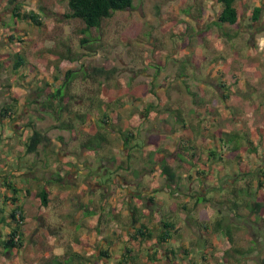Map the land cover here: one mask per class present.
<instances>
[{"label":"rangeland","instance_id":"374dc122","mask_svg":"<svg viewBox=\"0 0 264 264\" xmlns=\"http://www.w3.org/2000/svg\"><path fill=\"white\" fill-rule=\"evenodd\" d=\"M22 1L20 12H34L39 24L11 17L12 4L0 0V106L11 99L14 103L12 116L0 120V183L14 182L24 216L22 246L16 250L0 248V264H55L54 260L115 264L126 237L128 203L136 207L148 228L157 224L153 213L172 219L175 225L168 243L172 252L158 247L150 260L145 256L149 244L138 250L139 263L216 264L223 257V247H227L220 231L214 230V220L218 219L222 228L230 229L232 247L242 251L225 258L229 264H264V214H250L243 205L234 214L224 202L227 198L250 201L248 189L254 190L253 177L244 176L250 180L246 189V183L238 179L242 173L235 176L228 171L222 177V171L216 168L206 179L192 173L190 176L189 168L176 158L177 141L185 136L181 121L173 116L179 109L185 119L184 131L190 136L199 115L191 110L192 98L187 90L195 93V101L200 96L209 104L218 96L211 86L215 80L235 68L243 74L250 72L245 69L249 66L239 60L234 64L232 59L234 55L243 57L251 46L247 31L238 28L253 22L259 32L264 30V6L257 21L251 22L249 14L257 0H236L238 18L235 24H228L216 22L219 5L215 0H132L130 7L113 12L98 27L82 32L80 19L64 16L68 11L66 0ZM234 27L236 30H232ZM80 37L91 40L80 43ZM89 44L93 51L88 49ZM15 52L24 62L13 69ZM106 61L113 72H93ZM256 61L263 67L256 63L255 70L264 76V56ZM66 69L76 70V74L68 83L72 95L69 113L64 112L62 118L69 119L74 131L59 126L60 119L41 105L43 96L36 92L44 81L58 85ZM150 89L161 97V105L171 108L169 113L150 111L144 116V107L152 97ZM217 98L222 103L221 97ZM248 100L256 106L264 104L254 95ZM103 110L109 112L105 113L109 119L102 132L108 143L86 150L80 142L94 131L92 124L98 122ZM111 110L117 111L114 122ZM81 111L88 114L83 123L73 115ZM242 119L247 127L250 119ZM203 120L201 116L199 124ZM31 125L47 140L35 152L21 156L22 142ZM118 130H131L134 140L124 145ZM154 139L161 151L148 160ZM3 148L5 153L1 152ZM162 157L177 174L169 191L159 173ZM259 162L264 166V155ZM43 180L48 181L47 203L40 206L35 193ZM240 186L244 191L235 197L231 189ZM150 187L160 188L151 192L155 201L146 199ZM1 193L7 194L0 186ZM260 193L264 189L254 195ZM200 195L208 200L194 204L192 199ZM9 207L4 206V212ZM201 218L206 230L198 225ZM7 230L0 222V238ZM130 245L141 246L136 242ZM105 249L110 252L108 258L98 254Z\"/></svg>","mask_w":264,"mask_h":264},{"label":"trees","instance_id":"16d2710c","mask_svg":"<svg viewBox=\"0 0 264 264\" xmlns=\"http://www.w3.org/2000/svg\"><path fill=\"white\" fill-rule=\"evenodd\" d=\"M216 3L219 5V10L216 15V22L217 23H228V24H234L237 21L238 12L237 9L234 6L235 0H215ZM9 4H12L10 16L12 17H18L27 19L32 24H39L37 15L32 12L28 11L25 12L24 10L20 12V7L22 5V0H7ZM132 0H66V7L67 12L64 13V16L66 18H78L82 21L84 24V30L82 32H85L88 28L91 27H98L100 24V21L104 18L110 17L113 12L118 10H124L131 6ZM260 6H254L251 9L250 13V20L257 21L258 15L260 13ZM9 38H12L11 34H8ZM18 39V38H17ZM91 39H87L86 37H80L79 42L84 43L88 42ZM88 49L90 51H93L92 45H88ZM14 62L12 63V68L16 69L20 65L23 64V58L20 57L18 52L14 53ZM3 63H5L3 61ZM93 72L96 74H108L113 72L114 68L110 67L108 65V62L106 61L102 66L94 67ZM76 74V70L73 69H66L63 73V77L61 79V82L53 86L51 83L43 82V86L37 87L36 92L37 95H42L41 105L47 106L51 113L56 114L57 120H59V126L68 129L69 131H74V127L72 126L71 122H69V119H63V113L66 114L69 113L68 108V101L72 99V95L68 92V83L69 81L74 77ZM55 78V77H54ZM41 92V93H40ZM188 94L191 96L193 102H195V93L187 90ZM150 95L155 97V101L148 103L144 107L145 114L144 116L147 117L148 113L150 111H157L166 113L170 112V108L167 106L161 105V98L157 95H155V92L150 89L149 90ZM13 99H11L10 102L5 103L0 106V120L3 121L5 117H11L12 112L14 109V103L12 102ZM160 101V102H159ZM54 102V103H52ZM111 117L112 122L117 118L116 110H111ZM178 112V111H177ZM105 113H109L108 111L103 110L101 111L99 115V119L97 123L92 124L93 127H95L94 131L91 133H87L86 136H84V140L80 142V146L86 150H95L99 148L100 146L104 145V143H108V140L103 137L102 132L105 130V127L103 124H108L107 119H109ZM73 115L75 118H77L80 122H86L88 119V114L81 112H74ZM176 121H181L180 128L185 130L184 128V120L183 117H181L180 113H175L173 115ZM145 120V119H140ZM139 122V120H138ZM138 123L135 127H137ZM133 127V128H135ZM118 134L122 138V143L124 145H127L129 143L130 139L135 138V134H133L130 131L122 132L121 130H118ZM225 136L228 134L224 132ZM179 138H182L181 136ZM47 140V137L40 131L36 130L34 126L31 125V131L26 136L25 140L22 142V153L21 156H24L28 153L35 152L36 148L39 144L45 142ZM103 143V144H102ZM189 142L188 140L184 138L178 140V150L176 153L177 161H179L181 164H187L189 169H192L195 173L200 174L201 176H204V170L195 168L198 166V164H202L201 166L204 167L206 163L210 160H213L214 158L221 160L222 154L217 153L215 150L207 149L206 153H201L196 149V147L192 144L188 146ZM134 146V145H133ZM135 147V146H134ZM236 147H234L235 150ZM160 148L158 147V144L156 143V140L153 141V147L148 152L150 157H148V160L151 159L153 155H157L160 153ZM253 151L255 149L253 148ZM2 153L6 152V149L3 148ZM153 152V153H152ZM23 154V155H22ZM19 155V156H20ZM20 156V157H21ZM238 158V157H236ZM168 159L166 157H162V159L159 162L160 169L159 173L162 175L165 179L164 183L166 186H169L173 181L175 180V173L173 168L168 164ZM177 166H180L178 163ZM118 168H121V166L118 165ZM126 169V167H124ZM123 168V169H124ZM253 177L254 179V190H249V194L252 197L250 201H243L240 203V201L233 199H225V203L227 205V208L230 210V212L235 214V211L240 205H243L247 208L248 212L250 214H253L255 216H262L264 214V193H260L258 197L254 195L255 192L258 190L264 189V168H258L257 170H254L253 172L246 173ZM3 176V175H2ZM246 176V175H245ZM58 179V177H57ZM56 179V180H57ZM240 180H243L246 183L245 188L247 189L250 185V180H246L244 177H240ZM237 179H235L234 182H236ZM47 180H43L42 184L40 185L39 189L35 193V196L37 197L40 206H45L47 203L46 196L48 194V190L45 188V185L47 184ZM0 186L2 190H6L7 194L1 193L0 194V222L5 225L8 230L3 235V238H0V248L2 250H16L19 249L22 246V232L23 229L21 228L22 222L24 220L23 211L21 209V206L17 203L18 198L16 196L17 191L19 190L14 182L9 181H2L0 183ZM233 188V187H232ZM241 186L237 189H231V194H233L235 197L238 196L239 191L243 190ZM27 192V190L25 189ZM244 191V190H243ZM148 197V196H147ZM136 200L139 201L140 197L136 196ZM149 201H153L151 197L149 196L147 198ZM208 200L207 197L200 195L196 197L194 204L200 201H206ZM9 205L7 212H4V206ZM186 203L181 205V208H184ZM128 212H129V222L127 223L128 227L126 229V237L127 241H132L139 239L141 243H145L148 240H152V243L150 246H152L154 249L151 253H149L148 249L146 248V257L148 259L154 258L155 254L157 253L156 247H161L163 245L168 244L170 238H171V231L175 230L174 221L172 219H166L165 217H154L155 221H158L157 226L148 228L145 226L142 222H140V217L137 213L136 207L130 203L127 204ZM86 213H92L91 211H86ZM115 215L113 214V218ZM137 224V225H136ZM198 225L201 227V229L206 230V224L203 218H201L200 221H198ZM214 230L220 231V233L223 235L224 242L227 243V247H223V257L219 260L216 264H229L225 258L231 257L234 254H242V251L232 247V235L231 231L228 228H222L220 221L218 219L214 220ZM153 232L155 235H153ZM226 246V245H225ZM172 252V247H168V245L165 247ZM98 254L102 257L108 258L110 256V252L108 250H99ZM99 256V257H100ZM138 255H132V247L129 246H121L120 252L118 254V257L116 259L115 264H142L138 262ZM55 264H65L66 260L60 261V260H54Z\"/></svg>","mask_w":264,"mask_h":264},{"label":"crops","instance_id":"0c3cea01","mask_svg":"<svg viewBox=\"0 0 264 264\" xmlns=\"http://www.w3.org/2000/svg\"><path fill=\"white\" fill-rule=\"evenodd\" d=\"M235 2L236 0L234 1V6ZM254 6H264V0L255 1L253 3V7ZM250 21L252 22V20ZM253 24V22L246 24L244 23L238 28L241 31H247L246 35L249 37L248 39L251 40L250 44L252 47L250 46V48L245 51L243 57H236V55H234V57L232 58L235 59L234 64L241 62L249 66L245 67V69L250 70V72H248L247 74H243L235 70V68L229 73H224L223 78L221 77L220 79L221 81L215 80L213 82V84L211 85L212 89L215 93H217V97H221L222 103L215 96V99H212L208 104L207 102H204V99L202 97L199 96L200 94L197 95L199 96L198 100L193 102V100L191 99L192 102L190 101V106L192 108L191 110H194L196 112V115H199V118L201 116H204V120L199 124V118L198 120L195 119L196 126H193V132L188 130L191 132L190 136H188L187 133H185V131L183 130L184 136L186 137L188 142L194 145L196 149L201 153H206L207 149H212L217 153L222 154L221 160L214 158L211 161L209 160L204 167L201 166L202 164H198V166L195 167L198 169L202 168L204 170V176H201L200 174L195 173L192 169H189L190 173L188 174L190 175L192 173L199 175V179H201L202 177L206 179V177H208L207 174L211 172L213 173L216 168L222 171L220 173L222 177L229 172H233L235 176L242 173V175L239 176L238 179H240V177H244L245 175H249L246 173L253 172L258 168H264V166H262V163L259 162V159L264 155V104H262V106L260 107L256 106L255 104H251L248 100L252 95L259 97V100L264 97V76L257 73V70H255V67L257 66L256 63L259 64L256 60L259 57L264 56V49H262V47L264 46V30L259 32L256 28L257 24ZM232 30H236L235 27ZM260 68L261 67H259V69ZM227 75L228 77L224 79V76ZM250 77H252V79H249ZM202 87H204V85H202ZM260 96L262 97L260 98ZM150 98L151 101L149 103L155 101L154 96ZM261 102H264V99H262ZM248 104H250V106H248ZM173 107L178 109L176 106ZM177 111L180 113L179 109ZM180 115L182 117L181 113ZM243 116H248V118L250 119V121H248L247 127L245 119H242ZM183 120L185 119L183 118ZM176 127L175 130L179 131L178 127ZM249 127H251L249 129L250 132H247ZM242 129L245 130L244 134H242L241 132ZM224 132H226L228 135L225 136ZM185 137L182 138L185 139ZM200 143H202V146ZM234 147H236V149L232 150L234 149ZM253 148L255 149V151H253ZM185 165L188 168V165ZM176 175L177 174L174 175V181H176ZM211 176L212 175H210V178ZM191 178H194V176H192ZM174 181L169 186H166V184L164 183V188L169 191V189L173 187ZM152 188L153 187H150V191L149 194L146 195V199L149 196L151 197V192L155 193V191L157 192L160 189L157 188L156 190ZM260 192H262V190H260ZM195 199L196 198L192 199L193 203ZM155 200L156 199H153V201ZM185 201L188 202V200ZM153 216L156 215H154L153 213ZM157 217L160 216L157 215ZM140 222L142 221L140 220ZM157 224H153L151 227L157 226ZM123 241L124 246L132 247V255L135 256L138 255V250L143 247L145 248L147 245H151L152 243V240H148L145 243H141L139 239L127 241V237H124ZM133 241L138 243V246H141L138 248L130 245V242L135 243ZM166 246L167 244L161 246V248L165 249ZM151 247L152 246H150L149 248ZM168 247H171V244H168ZM157 248L158 247H156V249ZM153 249L154 248H152L151 250Z\"/></svg>","mask_w":264,"mask_h":264}]
</instances>
